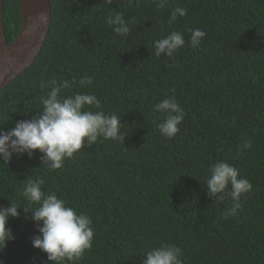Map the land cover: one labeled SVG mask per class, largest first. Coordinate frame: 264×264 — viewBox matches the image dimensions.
Instances as JSON below:
<instances>
[{"label": "trees", "instance_id": "obj_1", "mask_svg": "<svg viewBox=\"0 0 264 264\" xmlns=\"http://www.w3.org/2000/svg\"><path fill=\"white\" fill-rule=\"evenodd\" d=\"M51 7L43 48L0 93V127L41 110L49 81L75 78L61 95L95 94L101 109L85 110L118 115L126 137H100L56 170L43 165L39 150L0 161V206L21 205L20 217L8 221L14 238L0 250V264H51L30 239L37 234L30 211L39 205L22 195L36 178L45 195L55 192L93 221L92 247L75 264H142L162 243L180 247L184 264H264V0H168L162 9L154 0H51ZM177 7L187 15L169 24ZM117 12L127 36L106 23ZM4 25L11 42L21 27L17 0L4 1ZM196 28L206 35L193 48L189 30ZM172 31L183 33L185 45L171 58L156 57L154 42ZM83 76L92 84L81 87ZM170 96L185 117L166 138L157 127L165 114L154 105ZM218 160L253 185L226 218L231 186L215 202L206 190Z\"/></svg>", "mask_w": 264, "mask_h": 264}, {"label": "clouds", "instance_id": "obj_2", "mask_svg": "<svg viewBox=\"0 0 264 264\" xmlns=\"http://www.w3.org/2000/svg\"><path fill=\"white\" fill-rule=\"evenodd\" d=\"M113 0H105L107 5ZM158 8H164L168 0H154ZM187 15V10L177 7L171 12L169 24L177 17ZM47 12L42 11L39 21L46 23ZM106 23L119 36H127L130 32L128 22L122 13L108 15ZM190 44L196 48L206 33L199 29H190ZM185 45L182 32L172 31L154 42L155 56L171 58L178 49ZM94 77L83 76L78 84L83 87L91 85ZM77 81H57L53 79L46 85L47 94L41 97L42 109L36 111L31 119L18 120L7 130L0 127V161L8 164L13 154L30 158L36 150L41 153L40 159L51 170L60 169L66 159H70L85 146L91 147L98 138L111 139L124 143L126 135L121 131V118L116 114H106L103 110H85V106L101 109V102L95 94L77 91L74 95L62 96V90L71 89ZM41 87H45L44 84ZM154 111L165 114L164 119L157 125L160 134L166 138L174 137L179 131V125L184 120L185 111L177 102L175 96H170L154 105ZM244 148L251 147L246 141ZM242 151V148L240 149ZM210 175L206 180V190L210 197L222 200L227 195L233 201L232 207L224 213L225 218L236 215L242 208L241 197L252 191L253 185L247 179L239 177V170L226 161L218 160L210 166ZM43 179H29L23 187L22 195L28 203L39 205L31 212V219L37 227V234L32 236L31 243L35 248L47 253V260L51 264H64V261H80L85 252L92 247L94 239L93 221L86 213L68 206L67 202L59 198L55 192L45 195L42 191ZM21 205L10 203L0 206V250H3L9 240L13 239V230L8 227L11 217L19 218ZM183 252L180 247L171 243H162L147 251L142 264H184Z\"/></svg>", "mask_w": 264, "mask_h": 264}, {"label": "water", "instance_id": "obj_3", "mask_svg": "<svg viewBox=\"0 0 264 264\" xmlns=\"http://www.w3.org/2000/svg\"><path fill=\"white\" fill-rule=\"evenodd\" d=\"M4 1L0 0V93L35 61L52 23L51 0H17L21 27L16 38L7 41L4 25ZM47 12V22L39 15Z\"/></svg>", "mask_w": 264, "mask_h": 264}]
</instances>
